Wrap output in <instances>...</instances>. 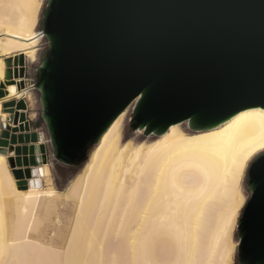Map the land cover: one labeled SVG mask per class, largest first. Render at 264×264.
<instances>
[{
  "label": "bare ground",
  "instance_id": "obj_1",
  "mask_svg": "<svg viewBox=\"0 0 264 264\" xmlns=\"http://www.w3.org/2000/svg\"><path fill=\"white\" fill-rule=\"evenodd\" d=\"M42 6L43 0H0V123L9 116L5 101L37 104L31 78L14 71L39 59ZM134 105L64 189L54 183L42 131L43 163L32 167L26 187L10 156L0 153V264H234L245 172L264 152V118L233 121L264 108L208 130L179 122L143 138L142 130L126 135Z\"/></svg>",
  "mask_w": 264,
  "mask_h": 264
},
{
  "label": "water",
  "instance_id": "obj_2",
  "mask_svg": "<svg viewBox=\"0 0 264 264\" xmlns=\"http://www.w3.org/2000/svg\"><path fill=\"white\" fill-rule=\"evenodd\" d=\"M42 32L48 51L35 78L52 153L62 164L84 161L134 101L130 125L145 136L179 122L208 130L264 108V0H48ZM3 110L9 116L0 123V153L26 187L32 167L43 163L40 134L31 131L25 99L5 101ZM261 159L264 152L248 170L240 264H264Z\"/></svg>",
  "mask_w": 264,
  "mask_h": 264
},
{
  "label": "rangeland",
  "instance_id": "obj_3",
  "mask_svg": "<svg viewBox=\"0 0 264 264\" xmlns=\"http://www.w3.org/2000/svg\"><path fill=\"white\" fill-rule=\"evenodd\" d=\"M47 1L48 0H43V6L39 12V15H38V30L41 31L42 30V15L46 9V6H47ZM40 52H39V59L34 62V63H30V64H27L26 65V70H27V74L30 73V76H33V77H36V72H35V69L36 67L39 65L41 59L43 58V56L47 53L48 51V43H47V40L46 38L43 39V41L40 43ZM28 78H30L28 75H27ZM36 98H37V104L34 106V107H30L31 108V114L33 112L36 113V119H32L31 121V124L32 126L35 125L36 128H38L39 131H42L43 133L46 134V137H47V143H46V146H47V156H48V159H49V162H50V165H51V168H52V172H53V178H54V183L55 185L60 188V189H64L67 184L70 182V180L74 177V175L80 170V168L83 166L84 162L86 161V159L80 163H77L75 165H66V164H62L60 162H58L54 156H53V153H52V146H51V142H50V138H49V133H48V130H47V127H46V124L41 116V112H42V107H41V102H40V95L39 93L37 92L36 93ZM133 112L131 110L130 114H129V117L127 119V124H126V135L127 136H130V135H135L137 134V131H134L130 125L131 123V120L129 119L130 118V115H132ZM185 127L187 129L188 126L187 124L185 123ZM143 138L145 137V135H141ZM152 136L153 138L156 136V135H150ZM89 153V152H88ZM88 157V155H87ZM254 160L251 161V163L253 162ZM251 163L249 164L246 172H245V179H244V189H245V193H246V196H247V200L250 196V191L248 189V170H249V167L251 165ZM244 207L241 209L240 211V216H241V213L243 211ZM239 229L236 228L235 232H234V237L238 240L239 239ZM234 264H240L239 263V254H238V251L236 250L235 252V257H234Z\"/></svg>",
  "mask_w": 264,
  "mask_h": 264
},
{
  "label": "snow or ice",
  "instance_id": "obj_4",
  "mask_svg": "<svg viewBox=\"0 0 264 264\" xmlns=\"http://www.w3.org/2000/svg\"><path fill=\"white\" fill-rule=\"evenodd\" d=\"M11 90L13 92L15 91L14 88ZM260 103L262 105H264V101H261ZM253 116H258V117L264 118V111L256 110L255 112H244L240 116H237L236 121H233V123H236L237 121H240L241 119H245V118H249V117H253ZM259 164L261 166H264V159H261L259 161ZM260 181H261V185H264V167H261Z\"/></svg>",
  "mask_w": 264,
  "mask_h": 264
},
{
  "label": "crops",
  "instance_id": "obj_5",
  "mask_svg": "<svg viewBox=\"0 0 264 264\" xmlns=\"http://www.w3.org/2000/svg\"><path fill=\"white\" fill-rule=\"evenodd\" d=\"M28 64H30V63H28ZM28 75L30 76V73H28ZM27 85H28V81H27ZM34 93L36 94L37 92H34ZM30 111H31V108L28 107V110H27V118L30 119V121H32L33 118H32V116H30L31 115V112ZM31 131H39V130H38V128L35 127V125H33L31 127ZM20 133L21 132H18L17 134H20ZM17 145H23V144H15V146H17Z\"/></svg>",
  "mask_w": 264,
  "mask_h": 264
},
{
  "label": "built area",
  "instance_id": "obj_6",
  "mask_svg": "<svg viewBox=\"0 0 264 264\" xmlns=\"http://www.w3.org/2000/svg\"><path fill=\"white\" fill-rule=\"evenodd\" d=\"M28 75V74H27ZM29 76V75H28ZM31 78V83H30V88L34 92H38L37 90V83H36V78L33 76H29Z\"/></svg>",
  "mask_w": 264,
  "mask_h": 264
}]
</instances>
